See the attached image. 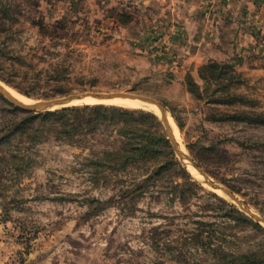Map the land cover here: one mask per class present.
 <instances>
[{"label":"rangeland","instance_id":"1","mask_svg":"<svg viewBox=\"0 0 264 264\" xmlns=\"http://www.w3.org/2000/svg\"><path fill=\"white\" fill-rule=\"evenodd\" d=\"M192 1L189 29L181 0H0V64L71 61L100 78L74 93L157 99L182 151L264 217V64L207 48ZM0 82L29 103L47 99ZM14 108L0 94V123L23 115ZM129 109L157 115L166 134L159 109ZM118 138L43 140L22 160L9 158L14 142L0 147V264H264V223L209 186L168 136L163 154L94 179L84 157Z\"/></svg>","mask_w":264,"mask_h":264},{"label":"trees","instance_id":"2","mask_svg":"<svg viewBox=\"0 0 264 264\" xmlns=\"http://www.w3.org/2000/svg\"><path fill=\"white\" fill-rule=\"evenodd\" d=\"M3 66L0 64V78L4 82L26 95L32 92L45 98L93 89L100 81L95 74L77 72L71 61L53 62L46 67L33 62H14L7 64L6 68ZM14 110L18 111V108ZM21 112V117L15 116L9 123L5 120L0 123V147L15 143L8 154L12 159H25V150L43 140L55 139L76 146L88 141L91 135L119 133L123 136L124 139L118 138L108 147L94 150V156L84 157L85 162L95 168L91 174L96 180L102 174L120 172L137 160L163 154L161 147L168 142L159 117L141 110L96 104L70 106L44 113ZM139 133L141 141L137 140ZM165 153L171 155L169 162L174 159L170 151ZM168 161L158 170L168 166Z\"/></svg>","mask_w":264,"mask_h":264},{"label":"crops","instance_id":"3","mask_svg":"<svg viewBox=\"0 0 264 264\" xmlns=\"http://www.w3.org/2000/svg\"><path fill=\"white\" fill-rule=\"evenodd\" d=\"M181 1L186 2L183 16L187 21L183 24L191 29L196 6L192 0ZM200 6L204 9L199 16L203 19L207 48L246 50L251 65L264 64V0H199Z\"/></svg>","mask_w":264,"mask_h":264},{"label":"water","instance_id":"4","mask_svg":"<svg viewBox=\"0 0 264 264\" xmlns=\"http://www.w3.org/2000/svg\"><path fill=\"white\" fill-rule=\"evenodd\" d=\"M0 94L3 95L7 100H9L16 107L24 111L33 112V113H44V112H49V111H54L57 109L70 107V106L96 105V104H90V103H80L87 99H94L97 101H106V100H112L115 98L138 99V100L145 101L149 104L156 105L161 112L162 121L165 125L166 134L169 140L171 141L173 149L176 152V154L179 156V158L182 161L190 163L205 178V182L209 186H211L214 189L221 190L223 193H225L231 199H233L245 213L249 214L257 222L264 223V217L253 212L248 206L244 204L243 201H241L229 189L225 188L220 183L213 181L208 175L204 174L201 171V169L196 165V163L193 161V159L182 151L180 144L178 143V140L176 139V136L174 134V130L170 124L168 111L166 107L160 101H158L157 99L153 97H150L148 95L138 94V93L131 92V91H126V92L125 91H112V92L88 91V92H83V93L69 94L66 96L47 98L44 100H39L34 103H25L17 99L14 95H12L8 91L7 87H5L1 82H0ZM97 104H103V103H97Z\"/></svg>","mask_w":264,"mask_h":264},{"label":"bare ground","instance_id":"5","mask_svg":"<svg viewBox=\"0 0 264 264\" xmlns=\"http://www.w3.org/2000/svg\"><path fill=\"white\" fill-rule=\"evenodd\" d=\"M7 89L12 95H14L20 101L25 102V103H29L26 98H24V97L20 96L19 94H17L13 89H9V88H7ZM107 101H109V102H111L113 104H116L118 106H122V107L141 108V109L150 110L152 112L159 113V110H158L159 108L156 105L149 104V103H147L145 101L138 100V99L115 98V99H112V101L111 100L97 101V100H94V99H87V100L82 101L80 103L97 104V103H104V102H107ZM80 103H78V104H80ZM169 121H170V124H171V126H172V128L174 130V134L176 136V139L178 140V143L180 144V138L178 136V131H177V128L175 126L176 123L174 124L170 117H169Z\"/></svg>","mask_w":264,"mask_h":264}]
</instances>
